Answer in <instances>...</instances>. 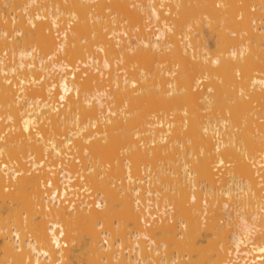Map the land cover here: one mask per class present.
<instances>
[{
    "label": "bare ground",
    "instance_id": "bare-ground-1",
    "mask_svg": "<svg viewBox=\"0 0 264 264\" xmlns=\"http://www.w3.org/2000/svg\"><path fill=\"white\" fill-rule=\"evenodd\" d=\"M3 5L20 21L0 16V31L10 33L0 39V264H67L82 249L84 264H264V0H0V11ZM81 64L87 69L77 72ZM121 150L132 166L113 165ZM158 159L171 172L183 169L176 178L159 167L166 186L175 181L185 193L176 205L181 241L166 220L150 226L139 206L151 190L135 184L143 179L137 167L148 172ZM216 166L225 170L218 189L226 198L219 220L204 223L186 189L198 176L212 193ZM102 167L127 182L103 179ZM76 176L105 199L85 200ZM154 199L142 198L146 208ZM166 200L162 210H171ZM224 227L230 235L222 246L198 245ZM152 243L174 245L189 260L163 257Z\"/></svg>",
    "mask_w": 264,
    "mask_h": 264
},
{
    "label": "rangeland",
    "instance_id": "rangeland-1",
    "mask_svg": "<svg viewBox=\"0 0 264 264\" xmlns=\"http://www.w3.org/2000/svg\"><path fill=\"white\" fill-rule=\"evenodd\" d=\"M6 8V6L5 5H3L2 6V8H1V11H0V16H2V17H5L4 19L5 20H7V19H13V22H16V23H18L19 21H20V18L17 16V13L19 12L18 10H17V12H16V14H12V10L11 9H9L8 8V11L5 9ZM11 10V11H10ZM35 12H38V11H35ZM40 13H42V11H40ZM47 16H49V15H47ZM27 18V17H26ZM28 26V23H26V24H24V27H27ZM55 29V28H54ZM58 30L60 29V28H57ZM58 30L55 32V35L57 36V40L58 41H61L62 39H63V37L60 35L61 33H60V31H61V29L59 30V33H58ZM67 33H69V32H67ZM195 33H196V31H195ZM25 34L26 33H24L23 31L21 32V33H18V32H14V33H11V37H8L7 38V40L8 41H10V42H12V41H14L15 40V38L16 37H18L19 39L21 38V37H24L25 36ZM66 34V33H65ZM8 35H10V33H8V32H6L5 34H3L1 31H0V39L1 38H3V37H7ZM196 35H197V37L199 38L200 37V34L197 32L196 33ZM208 33L206 34V37H207V43H208V46H210L211 47V49H213V45H214V43H215V37H212V36H210V35H208ZM205 37V38H206ZM134 38V37H133ZM132 37H131V39L132 40H134ZM197 38V39H198ZM27 39V38H26ZM128 40V39H127ZM203 40L204 39H200L199 38V40H198V42H197V44H200L201 45V47H204V45H206V44H203L202 45V43H203ZM23 42L24 41H19V43L22 45L23 44ZM30 46V45H29ZM9 49H13V47H10ZM6 53V51L4 52V54ZM114 57H115V55L113 54L112 55V58H113V61L114 62H116L117 60L116 59H114ZM211 57V56H210ZM51 59V63H49V64H54L55 63V61H53V59L52 58H50ZM54 59H57V58H54ZM80 66V69L77 71V72H81V70H83L82 68H85V69H87L86 67H84L82 64L81 65H79ZM89 68V67H88ZM90 69V68H89ZM70 71V70H69ZM82 76H84V73H82ZM202 111V110H201ZM199 111V113L198 114H202V115H204V111ZM204 112V113H203ZM170 117L171 116H169V119H170ZM195 117V116H194ZM156 118V117H155ZM152 119L153 121H158V120H161L162 118L159 116V118L157 117V119ZM161 118V119H160ZM172 118V117H171ZM204 118H206V117H204ZM196 119L198 120V117H196L195 119H194V121L196 122ZM166 120V119H165ZM1 122V121H0ZM165 122V121H164ZM195 122H194V124H195ZM165 127V126H164ZM164 127H160V128H164ZM62 129H64V125L62 126ZM134 131V130H133ZM133 133V132H132ZM146 134L148 135V134H151V137L152 136H154V135H152V133H148V132H146ZM146 134H144V136H146ZM100 138V137H99ZM140 139V137H136L135 136V139ZM136 139V140H137ZM148 139L150 140V138L148 137ZM145 140V142L147 141V142H149V140ZM153 139H154V137H153ZM143 141V140H142ZM147 142L144 144V146L146 145V146H152V144L151 143H149V144H147ZM155 142H156V139H155ZM140 144H141V142H140ZM174 145H177L176 147H178L179 146V148H180V145L179 144H174ZM127 149V148H126ZM126 149H124L126 152L128 151V149L126 150ZM124 150H121V154H119V158H116L115 159V161H117V159H118V161H117V163L113 160V165L114 166H118L119 165V161H120V163H122L120 166L121 167H123V168H125V167H127V165L129 164L128 163V158H129V156L127 157V158H125L124 159V161L125 160H127V162L125 161V163L123 162V159H122V157L124 156V155H126V154H128V152L125 154V151ZM177 150H178V152L177 151H174V157L175 156H177V158H180V153H179V151L181 150V148L180 149H178L177 148ZM75 151H76V149H75ZM130 151V150H129ZM176 152V153H175ZM131 153V152H130ZM177 153H178V155H177ZM122 154H123V156H122ZM121 155V156H120ZM182 156V155H181ZM176 159V158H175ZM192 159H193V157H192ZM159 160V161H158ZM158 160H156V161H158V162H156V165H155V168L153 167V169H158L159 170V172H160V170L161 169H163V171H165L164 169H166L169 165H167L166 167H160V166H163V165H161L160 164V162L163 164V161H161L160 159H158ZM177 161L178 162H174L176 165H181L182 163H180L182 160H180L179 161V159H177ZM123 163L126 165V163H128L126 166H122L123 165ZM78 164H80L79 162H78ZM117 164V165H116ZM137 164V165H136ZM159 164H160V166H159ZM173 164V163H172ZM27 165H29V164H27ZM133 165V163H131V164H129V166H132ZM135 165L136 166H139V165H141V164H139V161H136L135 162ZM175 165V166H176ZM142 166H145V165H141V167H137V168H141L143 171H145V172H143V171H140V173L139 174H141L142 176V181L140 182V180H139V182H138V180H137V182L138 183H135V184H139V185H141V186H143V187H145V188H147L148 190H151V194L150 195H143L145 198L148 196V197H150V198H155L154 199V201L155 202H153V205L150 207V208H146L145 206H146V203H145V201L144 200H142V198H144V197H142V196H140V200H139V206H140V208H142V209H144L145 211L147 210V212H145L146 214H145V219H148V221L150 222V226H153V225H156L158 222H160V220H166L167 222H169L170 224H173L174 225V227H175V237H176V239H177V241H181V240H183V238H184V235H183V229H184V226H185V224L183 223V218L179 215V214H177L176 213V211H177V209H176V205H179L182 201H183V199H185L184 198V192L183 193H181L180 191H178V189H177V186H176V182L174 181L173 182V184H175V185H167L166 186V183L165 182H163V179L161 180V176L163 175V176H166V174H161V172H160V176L158 177V175H157V173L155 174V172H154V170L153 169H151L152 168V165H150L151 167H150V170L152 171H150V170H148V172H147V170L145 169V167H142ZM157 166V167H156ZM173 166H174V164H173ZM177 166V167H178ZM191 166V165H190ZM135 167V166H134ZM161 169H160V168ZM103 168V167H102ZM108 168V167H107ZM145 170H144V169ZM171 168V167H170ZM172 168H174V167H172ZM168 169L167 168V171L166 172H168L167 174L168 175H171V174H173V173H175V172H177V170H178V172H179V174L181 173H183V169H182V166H179V168L178 169H176L175 170V172H171V171H173L174 169ZM2 169H3V167H2ZM37 169H41V167H38ZM42 169H45V170H53V168L52 167H48V166H46V164L45 165H43L42 166ZM41 169V170H42ZM104 170H101L100 169V171H105L104 172V174L102 175L103 177V179H105V178H108L109 177V174H110V177L112 176V178L111 179H113V181H114V183L115 184H120L122 181L123 182H125L127 179L125 178V176H126V174L124 175V178L123 179H120V181L118 180V176H116V171L115 170H111V169H113V168H111V167H109L108 169H106V167L105 168H103ZM107 171H106V170ZM110 170V171H109ZM140 170V169H139ZM158 170H157V172H158ZM181 170V171H180ZM214 170V172L216 173V178H217V180H218V182L216 183V187H215V189H212V193H210V192H205V191H209V189H211L210 188V185H208V183H207V181H204V182H202L201 180H200V178L198 177V176H195V182L193 183V184H195V186H192L191 188L190 187H188L186 190H187V192H191L193 195H192V199H191V204H194V203H198V204H200V211L202 212V218H203V222L204 223H206V222H209V221H216V220H219V218H220V214L222 213L221 211H218L217 210V208L220 206V205H222L223 203H224V199L226 198V196L224 195V194H222L221 193V191H220V189H218L219 187H220V180H221V177H222V174L225 172V170H224V167H221V166H216V168L215 169H213ZM55 171V174L57 175L58 174V172L60 171V169H55L54 170ZM81 171L84 173V170L83 169H81ZM81 171H80V173H81ZM113 172V171H115L116 173L113 175V174H111L110 172ZM162 171V170H161ZM106 172H107V174H106ZM150 172H151V176L149 175L150 174ZM171 172V173H170ZM87 173V172H86ZM106 174V175H105ZM179 174H173V176L171 175V177H179L180 178V176H181V174H180V176H179ZM87 175V174H86ZM107 175H108V177H107ZM155 175V177H153ZM157 175V176H156ZM114 176H115V178H114ZM146 176H150L149 178L151 179V182H150V180H148V183L147 182H144L145 180H144V178L146 177ZM184 176V173H183V175L181 176V177H183ZM259 176H260V172H259ZM135 177H137V176H135ZM83 177H78V176H76L75 177V179H74V183H76L77 184V186L78 187H81V186H86L87 187V191H84V192H82V195H84V197H85V200H87L88 199V201H91V202H96V200L97 199H105V197H102V194L101 195H99L98 194V192H95V190L93 189V187H90V185H85V183H84V180L82 179ZM134 178V177H133ZM178 178V179H179ZM199 178V179H198ZM99 179L100 180H103V179H101L100 178V176H99ZM109 179V178H108ZM144 180V181H143ZM155 180V181H154ZM85 182L87 183V180H85ZM127 182V181H126ZM134 182V181H133ZM132 182V183H133ZM188 183H189V181H187ZM88 184V183H87ZM6 188H8L9 190L11 189V187L9 186V184L8 183H6ZM47 188H52V186H48ZM157 192H156V191ZM155 191V192H154ZM162 195H166V198L162 201V202H160V199L162 198ZM139 197V196H138ZM169 197H171L172 198V200H173V203L171 204V210H169V208H167V207H169V206H167L166 208L167 209H163L162 210V205H166L167 203H164V201L166 200V199H168ZM166 201H168V200H166ZM165 201V202H166ZM60 202L63 204V205H65V206H69L70 205V203H69V201H68V198H60ZM169 204V203H168ZM119 206V205H118ZM117 206V207H118ZM120 208H121V206H119ZM118 210H120L119 208H117ZM176 209V210H175ZM175 210V211H174ZM160 211V212H159ZM161 211H163V213H161ZM4 216H6V215H4ZM47 219V217H44V218H39L38 220H37V223H41L42 221H44V220H46ZM147 221V222H148ZM114 225H116V224H113V226ZM147 225V224H146ZM118 226V225H117ZM116 226V227H117ZM115 227V228H116ZM119 227H120V225H119ZM130 227V226H129ZM128 227V228H129ZM57 229H59V227L57 228ZM116 229H121V228H116ZM231 229V228H230ZM99 230H102L101 232L102 233H104V232H106V228L104 227L103 228V225H102V227L101 228H99ZM129 230H131V232H132V226L130 227V229ZM228 230H229V228H227V227H224V229L222 228V231H220V234H219V236L218 237H215V236H213V235H211V234H206V233H204L200 238H199V240H198V245L199 246H202V247H209V241L210 240H212V239H215V240H217V241H219V245L220 246H222V244H224V241L225 240H229V235H230V230H229V233H228ZM131 232H129L128 233V231H127V235H126V237L128 238H131V241L133 242V241H135V239H137V238H134V234H130ZM105 234V233H104ZM102 235V237H103V242L104 241H107V240H110V241H112V237H111V235H110V237H107V236H105V235H103V234H101ZM61 239L62 240H64V241H66V239H65V237L63 236V237H61ZM118 239V238H117ZM141 239L143 240V241H145V243H147L148 242V238L147 237H144V236H142L141 237ZM109 241V242H110ZM117 241V243H116V245H118V240H116ZM257 242H260V240H257ZM106 243V242H105ZM153 247H159L160 248V246L159 245H155L154 243H152L151 244ZM150 245V246H151ZM151 246V247H152ZM62 247H65V246H62ZM125 245H118V247H116V248H119L120 250H122L123 249V252L125 253L127 250L125 249ZM128 249V248H127ZM160 252H159V254L161 255V256H163V257H173V256H176V261H178V260H181V259H184V260H189V255L185 252V253H181L179 250H177L175 247H174V245H172V246H169V245H165V247H163V248H160ZM83 249L82 250H80V251H78V252H76L75 253V257H73V258H71L68 262H67V264H84L85 262H84V258H83V256H82V253H83ZM128 251H130L129 249H128ZM231 255V254H230ZM230 255H228L227 256V259H226V262L228 263L229 262V260H230ZM132 260V259H131ZM145 262H151V260H149V259H147Z\"/></svg>",
    "mask_w": 264,
    "mask_h": 264
}]
</instances>
